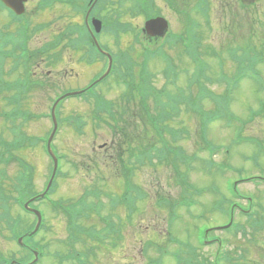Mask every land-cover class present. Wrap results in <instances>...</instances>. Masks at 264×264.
Masks as SVG:
<instances>
[{"label": "rangeland", "instance_id": "obj_1", "mask_svg": "<svg viewBox=\"0 0 264 264\" xmlns=\"http://www.w3.org/2000/svg\"><path fill=\"white\" fill-rule=\"evenodd\" d=\"M229 2V0H227ZM253 1V0H252ZM262 2V5H261ZM233 6H237L234 2H229ZM255 5V9L251 8L248 12H242L241 16L244 19V25L240 27L238 25V19L236 20L235 29V42L236 46H250L258 51L263 52L264 50V0H260ZM38 6V5H37ZM161 9L164 13H170L173 16L170 17V23L173 27L174 32L180 30V20L178 16L173 14L164 7L161 3ZM36 5H31L28 8L27 17L37 14ZM47 20H39L38 17H30L26 21L22 22V26H28L30 31L33 30L37 23H51V27L46 31L39 32L34 35L29 41V47L32 51L43 43H46L50 39L52 33L60 28L64 29L65 24L58 23L57 14L55 12L46 11L44 12ZM176 15V16H174ZM231 16V21L234 17ZM213 18L212 27L216 28L217 14ZM139 20V18H138ZM0 23L4 25L11 24L10 18L7 13L0 12ZM13 28H18L19 24H11ZM141 27L144 26V21H139ZM200 34L204 37L208 32L200 30ZM32 34V33H31ZM128 37V38H127ZM127 37H124L123 48H128V42L133 37V33H129ZM207 37H209L207 35ZM231 36L216 34L213 38L217 40L212 43L217 51L220 50L222 41L229 39ZM232 38V37H231ZM142 40L145 44L150 47L157 45V41L151 42L143 35ZM103 44L110 46L113 51H120L113 38L102 37ZM123 49V50H124ZM122 50V49H121ZM249 51V50H248ZM172 56L176 52L170 53ZM70 53H55V56L60 61L58 66H51L50 60L46 56H39V63L42 66L41 70L38 71L39 75L45 77H37L35 80L42 81L41 86L32 91L30 99L23 101L20 104L22 112L29 118L26 124L21 126L19 121L18 130L13 129V121L5 120L3 117V110L6 105L5 102L0 101V141H13V146L19 144L21 139H26L27 144L23 143L13 156L11 153H6L8 148L0 146V153L5 152L9 158L8 172L9 177L13 178L17 174V170H20V163L31 164L35 169V183L33 189L37 194H41L46 188L47 175L49 173L51 163L50 159L45 152V146L42 140L36 146L31 145L30 138L40 137L48 139L53 129L52 119L47 117L51 112L52 99L55 98L53 93L54 89L58 90H76L77 87H83L95 75L97 71H100V67L97 69H88L85 66H80L76 60L75 55L70 56ZM138 55V54H136ZM53 56V57H55ZM52 57V58H53ZM136 57V56H135ZM71 62V64L69 63ZM101 65V64H100ZM102 70H105V62L103 61ZM216 67V65L214 64ZM163 64L159 61L153 63L151 68L153 71L158 73L161 72ZM100 69V70H99ZM52 70V72H48ZM73 72V73H72ZM264 72V70H263ZM76 74L79 77L67 76V74ZM159 75V74H157ZM34 76H37L35 74ZM86 76V77H85ZM73 78V79H70ZM77 78H79L77 80ZM130 76L125 79L121 78L117 81L115 86L113 80L110 79L109 83H105L98 87L99 93L102 97L108 98V100L114 101L116 105H119L124 101L125 96L128 94L129 89L121 87L124 83H130ZM13 81V80H12ZM79 81V86L78 82ZM165 81L162 77H159L157 81L158 87H163ZM172 83L168 80L167 84ZM186 90L187 83L178 85V90ZM174 89V88H173ZM219 86H215L213 91H218ZM219 94H223V91H218ZM262 93V92H260ZM218 94V95H219ZM264 94L257 92V87L250 82L242 84V88L233 99L231 105L232 114L230 119L236 121L234 126H228L226 122H220L215 124H209L207 131H209L208 138L210 142L218 146H222L220 152L214 155L216 164L209 165L204 163L201 159L190 167L192 174L190 179L180 183L177 180L171 167L165 165L162 170L147 167H140L142 161L136 156L135 164L137 165V171L135 172L134 183L142 186V188L150 193L147 195L145 201L138 204L137 215L133 218V225L125 224L124 229L119 236H114L107 245L101 251L96 252V255L90 257L91 264H145L149 260V263L156 264H173V261L164 256L165 253H160V250L152 248L146 256L142 257V246L146 242L154 241L160 243L167 250L173 253V256H178L183 261V264H264V229L258 227V221H262L264 217V115L260 114L252 116L249 108L257 110L259 104L258 100L263 99ZM9 102V101H8ZM95 101L85 100H70L65 101L59 109L61 117L64 118L68 115L74 114L77 116L75 119H70L68 122L71 125L75 124V120L79 119L78 116L83 117L86 121L88 117L94 116V106L96 108ZM215 107H211L210 110H214ZM7 110V109H5ZM185 110V109H184ZM13 114L12 107L8 106V118ZM130 114L141 113L134 107ZM210 118H223V116H212ZM178 117L172 122L166 124V126H173L181 129V127L187 128L189 131L186 132L184 139L181 144L178 142L176 145L184 147V153H186L190 159L193 158L194 153H198V150L202 149L201 146H205L201 139L198 131L200 126L203 127V123L196 118L193 119L194 124L188 121L186 116L181 117L182 120H177ZM229 120V118L227 119ZM183 121V123H181ZM241 122L245 123L243 130V138L239 140L242 143H235L234 132L231 129L242 128ZM82 127V125H81ZM78 128V127H77ZM80 128V127H79ZM64 130L61 131L59 137L54 140L52 144L56 152L61 154L66 153L68 159L63 162L65 168L60 169L62 177H60L55 194L51 196L53 200H69L78 199L87 191L100 189L105 193L121 194L124 191L123 182L126 179H122L119 176L118 168L123 164L124 160H128L129 155L134 158L133 152L128 151V146H134V140L131 142L130 137L125 138L121 133L122 130H111L102 131L101 135L96 137L91 130V124L86 127V134L83 139H79L75 136H79L74 133L73 130H68V126H64ZM13 130V131H12ZM135 135L139 137V142L146 143L147 145L156 143L158 141L156 134L151 130L150 127L145 129L142 124L136 129ZM141 134V135H140ZM240 134V133H239ZM189 135V136H188ZM104 136L106 139H104ZM181 136H178V138ZM245 139H249L247 141ZM125 140L128 146L125 145ZM162 141V139L160 140ZM261 141V142H258ZM110 144L111 148H100L103 144ZM139 143V144H140ZM122 146H125L124 151L121 150ZM126 154V155H125ZM12 156V157H11ZM202 158L210 159L211 153L208 150L200 153ZM113 157V159H111ZM108 159V160H107ZM188 160V159H186ZM23 163V164H24ZM23 164L21 166H23ZM226 164V165H224ZM185 167L182 171L185 172ZM16 171V172H15ZM7 179H10V178ZM254 177L245 182H241L240 179H248ZM243 179V180H244ZM130 180V179H129ZM231 182L235 185V182L239 183L237 197H233V191L230 188ZM191 184L194 185L191 186ZM9 185H12L9 183ZM198 190L201 193L199 202L203 203L201 207L190 205L180 207L176 213L182 218L177 221L172 227V235L168 230V223L170 217L173 216L172 205L163 206L157 209V199L169 198L173 202L181 200L184 193L187 194L188 188ZM190 193V192H189ZM230 199V202L226 200ZM108 204V203H106ZM230 204V205H228ZM238 206L242 210H251L256 213V217L252 220L244 219L241 216V210L236 209L234 215V223L237 228L240 224L247 225V229L241 231L237 228L233 229L232 232L224 233L219 228L223 225H227L230 220L228 218V210L232 205ZM35 207L45 211L47 217V229L41 232L35 239L34 242L49 244V252L51 257L45 258L41 264H58L59 260L54 256V253L61 252L63 254L72 251L73 249L62 246L60 242L68 241L69 237V223L67 217L64 214L58 215L54 212V209H50V202L46 201L43 204H34ZM120 209L116 211V214L122 217L125 222L126 212L123 211L124 207L119 206ZM109 210H106L108 213ZM123 213V214H122ZM145 214V215H144ZM30 219V220H29ZM35 220L31 216L25 217L24 222L32 223ZM211 235L207 234V228H214ZM219 227V228H218ZM24 232V229H23ZM206 233L208 241H214L211 245L203 246L200 244V240ZM247 233V234H246ZM191 236H190V235ZM245 234V235H244ZM174 236L172 245H170V238ZM205 237V236H204ZM221 240V242H220ZM177 242L183 243L179 244ZM190 244L198 250L191 254H186L181 251L180 246ZM223 245V246H221ZM0 249L7 255L17 252L18 249L14 244H11L8 240L0 234ZM75 249V248H74ZM83 246L77 247L76 250L82 251ZM227 252V254H226ZM229 254L227 260L226 257ZM26 254H24L25 256ZM23 255H21L22 257ZM32 258V257H31ZM190 258V259H189ZM198 262V263H197Z\"/></svg>", "mask_w": 264, "mask_h": 264}, {"label": "trees", "instance_id": "obj_2", "mask_svg": "<svg viewBox=\"0 0 264 264\" xmlns=\"http://www.w3.org/2000/svg\"><path fill=\"white\" fill-rule=\"evenodd\" d=\"M186 47H189V43H186ZM170 57V56H168ZM175 63V62H174ZM177 70H179V68H177ZM195 77V76H194ZM195 86H199L202 87L201 81H197L194 83ZM165 92H169V90L167 89V87L164 89ZM190 98V97H189ZM165 103L161 104L160 106V110H164L165 109ZM157 109V108H154ZM127 110V109H126ZM113 117V116H112ZM123 118V125H122V132L123 135L125 136V138L130 137L131 142L133 141V139H135L136 141H139V137L141 138V136H137L135 135V132L137 128H139V125L142 124V126L144 127L145 125H148L149 122H153L155 120V117L153 115H143L141 113L140 114H127L124 112V116H121ZM133 127H136V129L133 131ZM141 135V134H140ZM129 143L125 142V145L128 146ZM143 144V145H142ZM142 144H138V150L139 149H144V146H147L145 143L142 142ZM142 147H140V146ZM128 148H131V145L128 146Z\"/></svg>", "mask_w": 264, "mask_h": 264}, {"label": "flooded vegetation", "instance_id": "obj_3", "mask_svg": "<svg viewBox=\"0 0 264 264\" xmlns=\"http://www.w3.org/2000/svg\"><path fill=\"white\" fill-rule=\"evenodd\" d=\"M116 0H98L97 2H95V0H69V1H65L67 3H71V4H79V5H86L89 6L88 10L90 9V7L95 3V4H103V3H112L115 2ZM248 0H239V4L241 3H247ZM40 2V0H27L26 2V6H31V5H36ZM117 2V1H116ZM229 5V2H226L224 0H218V4L216 5L214 2H212V15L215 18L216 14H220L219 12H217V10L219 9V11L224 10L227 6ZM96 6V5H95ZM96 9V7H94V9L92 10V13L90 15V18H93V11ZM227 9V8H226ZM86 12V13H87ZM222 14L224 15V11H222ZM82 16L81 13H78L76 15V17L78 19H80ZM95 17L96 14H95ZM85 21V18H84ZM95 66H98V61L95 63Z\"/></svg>", "mask_w": 264, "mask_h": 264}, {"label": "water", "instance_id": "obj_4", "mask_svg": "<svg viewBox=\"0 0 264 264\" xmlns=\"http://www.w3.org/2000/svg\"><path fill=\"white\" fill-rule=\"evenodd\" d=\"M9 5H11L18 12L23 11L22 4L20 0H9L7 1ZM166 28V24L161 20H156L147 24V30L153 34H163ZM38 214V213H37Z\"/></svg>", "mask_w": 264, "mask_h": 264}]
</instances>
